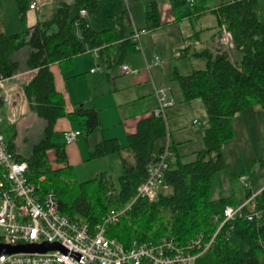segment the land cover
Here are the masks:
<instances>
[{"label": "trees", "instance_id": "16d2710c", "mask_svg": "<svg viewBox=\"0 0 264 264\" xmlns=\"http://www.w3.org/2000/svg\"><path fill=\"white\" fill-rule=\"evenodd\" d=\"M101 0H57L49 17L39 19L23 31L0 33V75L22 77L28 106L46 125L26 152L17 147L18 129L15 123L1 124L8 148L19 160L28 162L27 177L39 185L40 190H52L60 211L72 219L88 222L94 230L111 208L125 207L135 196L137 186L148 176L149 167L158 159L165 144L156 146L168 134L165 114L141 118L137 129L127 134L126 145L117 137H103L89 150L88 159L117 152L123 164L118 183L107 170L79 180L74 165L67 163L65 142L53 140L56 122L67 117L75 122L85 137L101 125L99 110L78 104L66 110V97L57 87L53 65L67 64L73 57L87 50L98 49L102 56L111 47L117 48L120 57L129 46H136L134 30L127 33L131 24L128 12L119 16V29H94L89 16L98 13ZM20 17L26 18L29 0H17ZM175 21H197L204 13L217 17L214 37L223 26L233 36L236 60L209 47L195 48L190 43L177 51V57L193 55L205 65L191 73L173 70V78L181 89L179 102L200 98L208 117L203 131V146L195 151V158L185 161L186 154L169 142V167L165 184L154 199L138 196L117 222L108 223L109 237L118 238L124 245L133 240L157 242L162 236H172L186 243L202 235L209 239L224 219L228 204H239L256 193L252 218L245 213L223 223L216 237L217 243L208 251L213 264H264V186L257 191L246 186L245 196L235 193L210 198L214 174L226 167L223 144L234 137L233 118L240 112L259 105L264 108V8L259 0H169ZM87 11L86 15L81 10ZM145 29L161 27L157 0L144 4ZM210 26L200 27L188 36L192 39ZM138 45V44H137ZM26 51L24 59L19 53ZM54 149V165L48 151ZM127 150V152H125ZM259 163L264 167V156ZM44 176V179H40ZM8 186L5 171L0 166V194ZM215 215H219L215 219ZM230 237L238 240L231 251ZM2 239L0 236V243Z\"/></svg>", "mask_w": 264, "mask_h": 264}, {"label": "rangeland", "instance_id": "374dc122", "mask_svg": "<svg viewBox=\"0 0 264 264\" xmlns=\"http://www.w3.org/2000/svg\"><path fill=\"white\" fill-rule=\"evenodd\" d=\"M146 1L148 0H101L99 11L90 17V22L95 29L111 27L114 26V21L109 15L126 10L131 19L130 28L135 29L137 27L141 29L146 23L144 14ZM218 1L215 0V2ZM259 3L264 8V0H259ZM52 8L53 5H46L44 12L39 14V17H49ZM192 23H194L196 29L210 25L211 28L203 32L205 38L208 36L212 38L217 29V17L209 11L204 13L201 19L197 21H180L176 24H166L141 34L137 43L138 48L130 50L123 62L139 69L140 73L145 72L147 74L149 81L139 87L134 78L140 73L124 74L121 71L123 63L114 65L113 68L108 70L106 67L98 65L95 51L76 56L70 64H76V71H80V74L68 78L66 85L62 86L67 96L66 108H73L74 103L79 100L85 106L95 105L100 109V112H109L115 118L118 115V108L124 115H130L140 110L152 111L160 107L154 92V83L158 88H166L170 97L173 95L178 97L181 94V89L178 81L172 79L173 70L177 69L182 74H188L194 69L205 65L203 59L193 55L177 57L178 48L187 44L188 35L195 31ZM23 29H25V26ZM220 32L216 34L217 38ZM219 48H221L219 51L225 50V53L232 59H237L238 53L234 48H226L222 45ZM25 54L26 51L23 50L19 53V57L24 59ZM156 54L159 56V60L155 64ZM148 62L154 63L151 71L146 70ZM88 64L97 67V72H89V68L86 69ZM54 70L59 82L60 67L56 66ZM108 71L110 76H108ZM72 73L74 72L72 71ZM19 78L22 77L18 76L16 81L11 80V78L8 79L7 83L12 91V104L10 108L5 106V109L1 111L0 124H16L18 129L17 142L21 145L22 150L26 152L31 141L33 142L40 135L42 124L41 121L30 118V116L24 117V114H21L18 103L20 100L25 102L26 98L23 95ZM95 95H98V97ZM15 101L16 106L14 105ZM108 101H112L113 105L108 106ZM14 110L17 116L15 121L12 122L8 116ZM164 114L168 119V134L165 139L158 140L156 146L162 143L166 145L168 142L175 143L177 150L186 154L184 156L185 161L194 159L195 153L193 151L203 146L202 135L208 125V117L202 100L197 98L188 102L176 101L173 105L164 108ZM233 128L234 137L223 144V157L226 167L214 174L210 188V198L232 193L244 197L246 185L240 180L243 175L246 178L245 182L253 190L264 186V167L260 165L258 160L264 156V108L258 110L251 108L240 112L233 118ZM113 130L114 127H111L110 131L113 132ZM97 135L98 133L93 136L96 137ZM60 138V132L56 131L53 134V140L59 141ZM80 139L85 142L84 137L81 136ZM121 142L126 144L125 136L121 138ZM118 155L117 152H114L107 156L86 159V154L82 160L75 164L77 178L79 180L88 179L101 171L107 170L117 184L119 176L123 173V164L121 161L118 162ZM163 189L168 190V187ZM228 246L231 251H234L235 247H238V240L230 237ZM214 249L215 247H213ZM197 260L198 264H213L210 252H206Z\"/></svg>", "mask_w": 264, "mask_h": 264}, {"label": "built area", "instance_id": "2783aa9c", "mask_svg": "<svg viewBox=\"0 0 264 264\" xmlns=\"http://www.w3.org/2000/svg\"><path fill=\"white\" fill-rule=\"evenodd\" d=\"M192 1V0H191ZM29 7L41 11L37 1ZM81 14L86 15L85 9ZM145 28H135L134 37L139 42ZM217 41L224 47L234 48L231 31L222 27ZM159 56H155V64ZM124 73L134 74L139 69L122 64ZM8 77L0 75V100L10 108L12 91ZM160 107L155 114H164V108L174 99L167 94L166 88L155 87ZM16 111H11L8 118L15 121ZM1 123V122H0ZM82 134L78 128L64 131L65 144L73 143ZM169 142L160 151L158 159L149 167L148 176L136 188L132 201L123 208H111L94 230L82 219H72L62 213L52 190L42 191L39 185L27 177L28 162L19 160L9 150L5 134L0 124V166L5 171L8 186L0 194V236L1 243L15 245L19 243L59 242L66 250L60 248L46 251H18L0 254V264H192L197 257L208 252L217 243L216 234L223 223L237 215L247 214L252 218L255 210V194L239 204L225 206L224 219L220 221L216 232L205 239L202 235L186 243L178 242L172 236H162L157 242H140L133 240L124 245L118 238L109 237L106 232L108 223L117 222L122 213L128 209L138 196L154 199L166 186L165 173L169 167ZM40 179H44L41 176ZM240 180L245 182V176ZM219 215H215L218 219Z\"/></svg>", "mask_w": 264, "mask_h": 264}, {"label": "crops", "instance_id": "0c3cea01", "mask_svg": "<svg viewBox=\"0 0 264 264\" xmlns=\"http://www.w3.org/2000/svg\"><path fill=\"white\" fill-rule=\"evenodd\" d=\"M29 1H30V3H32L33 1H37L40 4V6L42 7V9H41V11H37L35 9L28 8V10L26 11V18H25V20H22L21 17H20V12H19V9H18L17 0H0V33L4 32V33L11 34V33L19 32L17 30L23 31L24 30L23 29L24 26H25V29H26L27 26H30V25L34 24L35 22H37L39 19H41L39 17V14L44 12V9H45L46 5L51 4L54 7L56 2H57V0H29ZM68 1H71V0H68ZM157 1H158V8H159V12H160L162 26H164L166 24H169V25L170 24H176L175 15H174V13L172 11L171 3L169 2V0H157ZM6 2H7V5H6ZM123 11L114 13L112 15L119 16L120 14L123 13ZM109 16H111V15H109ZM90 17L91 16H89V21H90ZM42 18H44V17H42ZM199 19H201V17L198 18V20ZM112 20L114 21V26H111L110 28H113V29H116V30L119 29V19L117 20V19H113L112 18ZM183 21L185 22V21H189V20L185 19ZM90 25L92 26L91 22H90ZM192 25L194 26V23H192ZM144 27H145V25L142 28H144ZM105 28H108V27H105ZM96 30H100V29H96ZM132 30H134V29H131L130 26H129L128 29H127V33L132 32ZM131 34H133V39L136 40L135 37H134V32H132ZM186 42H188L187 44L190 43L195 48H201V47H206L207 46V47L211 48L215 52H220V53H223V54L228 56V54L225 53V50L224 51L223 50L219 51V49H221V48H219V47H221V45L218 44L219 42L217 41V35H215L212 38L210 36L205 38V37H203V33H202V34L194 37L193 40L192 39L190 40L188 38V40ZM218 45H219V47H218ZM137 48H138L137 44H136V46H129L127 48V50L123 52L122 57H120V55H119L120 51L117 48H115V47H111L108 51L104 52L102 56L100 55V52H99L98 49L87 50L86 52L95 51L96 52V57L98 58L97 59L98 65L106 67L108 70H110L111 68H113L114 65L122 64L125 61L126 54L130 50H134V49H137ZM86 52H84V53H86ZM75 57H73L71 61L67 62V64H65L63 66H62V64H58V63L56 64L55 63L53 65V67H52L54 75H55V81H56L57 87L62 91V93L66 97V104H67V96L65 95L64 90L62 89V86L64 87V85H66V81H67L68 78L70 79V77L75 76L77 74H80V71L79 72L76 71V64H70ZM123 64H125V63H123ZM153 64H154L153 62L152 63L148 62L147 65H146V70L147 71H151V69L153 67ZM56 66L60 67V72H61L60 77H59V82H58V79H57V76H56L55 70H54ZM88 68H89L88 71L91 72V73H96L97 72V67H95V66H91V65L88 64L86 66V69H88ZM72 71L74 73H72ZM121 71H122V69H121ZM140 72L141 71L139 70L137 73H134V74H139ZM142 73H140L136 78H134L136 84H138L137 85L138 87L140 85L146 84V82L149 81V78H148L147 74L145 72H142ZM124 74H127V73H124ZM127 75H132V74H127ZM108 76H110L109 71H108ZM17 77L18 76H14V77L11 78V80L14 79L16 81ZM156 86H157L156 83H154V92H155V87ZM155 94H156V92H155ZM23 95L25 96L24 91H23ZM95 96L98 97V95H95ZM156 96H157V94H156ZM171 97L174 99V101L170 105H173L176 101H180L181 94L178 97H175L174 95L171 96ZM25 98H26V96H25ZM157 99H158V97H157ZM108 102H109L108 106H112L113 105L112 101H108ZM15 104H16V101H15L14 105ZM18 104H19L20 109H21V114L22 115L24 114V117H29L30 116V118H34L37 121H41V124H42L41 131H42L43 128L45 127V125H46V122H45V120L41 119L36 113H34L33 111H31L29 109L27 99L25 100V102H22L20 100V102ZM78 104L84 105L83 103H81V101L78 100L77 102L74 103V107L73 108H70V109L66 108V110H68V111L69 110H73ZM86 107H88V106H86ZM90 107H95V108H97L99 110L101 125H100V127L98 129H96V131H94L88 137H85L84 133H82L77 138L76 141H74L73 143H70V144H66V146H65L66 154H67V161L66 162L74 165V167H75L76 162H78L79 160H82L86 156V154H87V158L86 159H88L89 150L91 148H93L95 146V144L100 139H102L103 137H117L120 140V142H121V138H123L125 136V139H126V142H127V134H129L131 132H134L137 129L138 121L141 118L146 117V116L150 115L151 113H154L155 110H156V109L155 110L153 109L152 111H150V110H140V111H137V112H135L133 114H130V115H124L122 113V111H120L119 108H118L117 109V114L118 115L115 118V117H113L114 115L113 114H109V112H105V113L104 112H100V109L98 107H96L95 105L94 106H90ZM260 108L261 107L259 105L254 106V109H256V110H258ZM4 109H5V105L0 100V113ZM111 127H114L113 132L110 131ZM69 128H78V129H80L79 126L75 122L71 121L67 117L60 118L56 122L55 129L58 132H60V136H61V138L57 142H65L64 141V131L66 129H69ZM40 132H39V134H40ZM96 133H98V135L96 137L93 136ZM81 136L84 137V141L85 142L81 141V139H80ZM92 136H93V138H92ZM25 139L27 140V138H25ZM123 145H126V144H123ZM29 146H30V144H29ZM17 147H18L19 151H23L21 145L18 142H17ZM48 155H49V157H50V159H51V161H52V163L54 165H60V163L57 162V160H56V152H55L54 149H50L48 151ZM108 155H110V154H108ZM117 157L119 159L118 162L121 161L120 155H118ZM261 188L262 187H260L257 190H253V189L252 190L253 191H258ZM236 196L238 198L241 197L239 195H236ZM203 255H205V254H203ZM203 255L197 257V259L202 257ZM197 259L192 264H198L199 262H198Z\"/></svg>", "mask_w": 264, "mask_h": 264}, {"label": "water", "instance_id": "95a60500", "mask_svg": "<svg viewBox=\"0 0 264 264\" xmlns=\"http://www.w3.org/2000/svg\"><path fill=\"white\" fill-rule=\"evenodd\" d=\"M60 248L62 250H66L64 246H62L59 242H44L41 244L36 243H19L15 245H10L6 243H0V254L1 253H10V252H18V251H46L49 249H57Z\"/></svg>", "mask_w": 264, "mask_h": 264}]
</instances>
